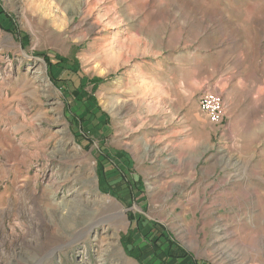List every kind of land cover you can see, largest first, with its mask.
Returning <instances> with one entry per match:
<instances>
[{
	"label": "rangeland",
	"instance_id": "1",
	"mask_svg": "<svg viewBox=\"0 0 264 264\" xmlns=\"http://www.w3.org/2000/svg\"><path fill=\"white\" fill-rule=\"evenodd\" d=\"M0 264H264V0H0Z\"/></svg>",
	"mask_w": 264,
	"mask_h": 264
},
{
	"label": "built area",
	"instance_id": "2",
	"mask_svg": "<svg viewBox=\"0 0 264 264\" xmlns=\"http://www.w3.org/2000/svg\"><path fill=\"white\" fill-rule=\"evenodd\" d=\"M200 105L205 108L209 113H211L213 119L220 118V98L213 93H204L200 97Z\"/></svg>",
	"mask_w": 264,
	"mask_h": 264
},
{
	"label": "trees",
	"instance_id": "3",
	"mask_svg": "<svg viewBox=\"0 0 264 264\" xmlns=\"http://www.w3.org/2000/svg\"><path fill=\"white\" fill-rule=\"evenodd\" d=\"M47 59L50 61L49 63L52 65V63H51L52 61H51L50 57H47ZM55 59L56 60L58 59L57 60L58 62L55 64L56 66H59L61 63L62 64H65L64 61H63L64 59L58 58V57H55ZM109 192L115 193L113 189H111V191L109 190ZM115 194L118 195V193H115ZM150 231H153V229L150 230ZM153 234H155V232ZM163 237H165L166 239H168V236H167V234L164 231H161V232L158 231L154 235L153 239L155 241H159V239H160L161 242H164L165 239L163 240ZM128 240L131 243L130 244L131 245V248L128 250L129 254L132 255V256H134V257H136V258H139L138 255L136 254L137 251L135 250L134 246L132 247V245H134V243H135V239H134L133 235L132 236H128ZM168 243H169V246H170L171 243L169 241H168ZM178 249H179V247H178ZM180 251H182V249H180ZM172 256L177 257V258H180V256H184V255L183 254H180V253H172Z\"/></svg>",
	"mask_w": 264,
	"mask_h": 264
},
{
	"label": "bare ground",
	"instance_id": "4",
	"mask_svg": "<svg viewBox=\"0 0 264 264\" xmlns=\"http://www.w3.org/2000/svg\"><path fill=\"white\" fill-rule=\"evenodd\" d=\"M95 227H96V224H94V223L93 224H89V225L87 224V226H85L84 228H82L78 232V234H77L78 239L81 238V236L90 233L92 230H94ZM73 240L76 241L75 239H73ZM95 240H97V237H94V238L91 239V241H95Z\"/></svg>",
	"mask_w": 264,
	"mask_h": 264
}]
</instances>
